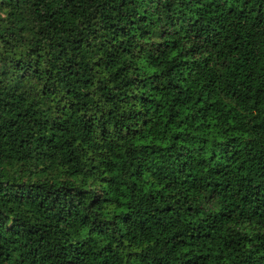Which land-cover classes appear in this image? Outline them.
<instances>
[{"label":"trees","instance_id":"obj_1","mask_svg":"<svg viewBox=\"0 0 264 264\" xmlns=\"http://www.w3.org/2000/svg\"><path fill=\"white\" fill-rule=\"evenodd\" d=\"M0 264H264V0H0Z\"/></svg>","mask_w":264,"mask_h":264}]
</instances>
